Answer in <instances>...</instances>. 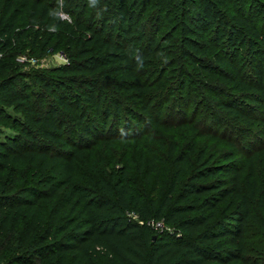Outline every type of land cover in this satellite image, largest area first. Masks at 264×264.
I'll return each mask as SVG.
<instances>
[{
    "label": "trees",
    "instance_id": "obj_1",
    "mask_svg": "<svg viewBox=\"0 0 264 264\" xmlns=\"http://www.w3.org/2000/svg\"><path fill=\"white\" fill-rule=\"evenodd\" d=\"M251 1L264 5L63 0L59 8V0L0 1V38L8 48H0V128L11 131L0 138V234L17 245L0 254V264H264V148L255 150L249 140L242 141L241 154L231 147L204 158L201 149L192 167L188 156L196 144L177 151L168 189L150 200L132 179L130 163L108 174L95 166L80 175L76 166L96 143L148 138L149 128L159 125L169 101L154 104L158 95L149 91L153 83L144 77L145 64H151L148 73H156L160 63L175 65L187 78L202 70L244 94L252 85H245L236 58L245 44L263 95L264 51L253 45L264 46V8L250 7ZM34 24L68 33L67 61L18 74L11 62L22 51L9 47ZM227 47L232 64L223 55ZM227 68L232 75H220ZM211 95L214 105H202L204 118L223 126L231 119L253 123L240 97ZM253 104L264 109L260 101ZM151 139L162 147L160 139ZM145 149L155 172L159 157L150 146Z\"/></svg>",
    "mask_w": 264,
    "mask_h": 264
},
{
    "label": "rangeland",
    "instance_id": "obj_2",
    "mask_svg": "<svg viewBox=\"0 0 264 264\" xmlns=\"http://www.w3.org/2000/svg\"><path fill=\"white\" fill-rule=\"evenodd\" d=\"M59 1V8L64 7L63 0ZM250 5V7H254L255 9H258V7L264 8V5L261 6V3L257 4L256 1H251ZM61 13L65 17L62 19L66 22H70L66 13ZM261 17L262 16H259L258 20H256L257 25H260ZM26 29L29 30H26L25 37L22 39L18 36L13 37L11 42L12 46L9 47V50L15 49L16 51H22L17 52V55H13L15 58L11 62L15 64V66L17 65L15 69L18 74L28 75L33 71L49 70L52 67L66 63V44L69 42V35L66 31L53 30L52 28L46 29L44 25H41V28L38 29L37 24H34L33 27H26ZM36 31L39 32L37 34L39 36L36 38L37 45L32 49V42ZM77 37L78 34H75V38ZM174 38H177V33L174 34L173 39ZM6 43L7 41L4 40V38H0V48L4 49L3 53L8 52V48H5ZM44 43H48L49 48H44ZM220 46L221 45L218 44V47ZM257 47L264 51V46L262 44L259 46L256 44L253 45V49ZM229 50V47L224 48L222 50L223 55L230 64L238 59V69L242 73V77L246 83L245 85H252V89L242 90L244 94H240L237 88L231 83H228L221 77L207 75L202 70H195L193 75L190 74L191 78L183 77L186 74H180L181 69H177L175 65L173 67H167L165 64L160 63L156 73H148V69H152L151 64L147 66L145 64L143 70L144 77L146 79L149 77V80L153 83L149 91L151 93L153 92L154 95H158L154 104H160L164 99L169 101L168 105L163 107V110L166 111L165 114L163 111L159 125H155L154 128H149L148 133L150 135L148 138L138 136L136 138L128 137L122 138L121 140L116 139L111 145L104 142L99 144L94 142L96 144L93 145L91 151L85 152L82 157L77 159L76 166L78 173L80 175H88L95 166H104L108 174L130 163L132 179L146 199L150 200L154 197H160L166 192L175 172V153L180 150L187 152L192 143L196 145L194 151L188 156L189 167H192V163L196 158V153L201 149L205 151L204 158L206 155H212L213 158H216L218 157L217 154L220 152L232 150L231 147L233 151L241 154L244 152L243 140H249L255 150L264 148V125L262 124L264 120V109L259 106H253L254 101H260L261 105H264V94L261 95L260 90L257 88L256 74L250 71L254 59L249 49H246L245 44L241 47L240 54L236 60ZM256 63H258V61H256ZM188 69L192 71L191 68L188 67ZM188 69L185 68L184 71L188 72ZM232 73L233 72L227 68L221 71L220 75L231 76ZM181 77L186 79V84L182 91H179L178 81ZM174 81L176 82L173 83ZM27 83L29 87L35 88L30 78L27 79ZM209 89L210 92L207 91ZM211 93L224 99H228V97L231 98L230 96L235 98L240 97L241 107H245V109L250 112L254 120L253 123L247 126L231 119L230 125L223 126L216 124L215 119L210 117H207L208 119L204 118L202 105H210L211 108L214 105L215 97H213ZM35 99L37 100V98ZM134 106L135 105H133V107ZM171 106L174 107V113L170 116L167 115V112L170 110ZM154 110L156 109L154 108ZM219 116L225 117L220 113ZM249 132H254V135H249ZM3 133L11 134V131L0 128V138L3 137ZM151 137L160 139L162 147L161 144L157 147ZM146 145L153 148L151 151L157 153L159 157V160L155 159V172L151 171L148 165L147 157H152V155L147 153L145 149ZM246 156L247 154L245 152L243 157ZM258 162L259 160H256L255 164H259ZM209 163L216 164L212 162V160ZM256 170L259 171V168L257 167ZM1 246L3 247L1 248ZM0 248V254H3L5 257L6 250L9 249V251H14L17 245L14 244L12 240H9L5 234H0ZM9 251H7V253H9Z\"/></svg>",
    "mask_w": 264,
    "mask_h": 264
},
{
    "label": "built area",
    "instance_id": "obj_3",
    "mask_svg": "<svg viewBox=\"0 0 264 264\" xmlns=\"http://www.w3.org/2000/svg\"><path fill=\"white\" fill-rule=\"evenodd\" d=\"M59 14V16L61 17V18H65L63 15H62V13L60 12V13H58Z\"/></svg>",
    "mask_w": 264,
    "mask_h": 264
}]
</instances>
